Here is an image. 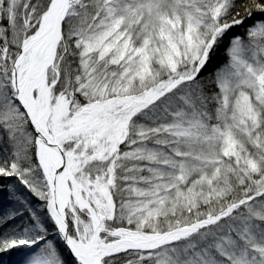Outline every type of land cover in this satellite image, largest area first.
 Instances as JSON below:
<instances>
[{
    "label": "snow or ice",
    "instance_id": "obj_1",
    "mask_svg": "<svg viewBox=\"0 0 264 264\" xmlns=\"http://www.w3.org/2000/svg\"><path fill=\"white\" fill-rule=\"evenodd\" d=\"M0 264H264V0H0Z\"/></svg>",
    "mask_w": 264,
    "mask_h": 264
}]
</instances>
